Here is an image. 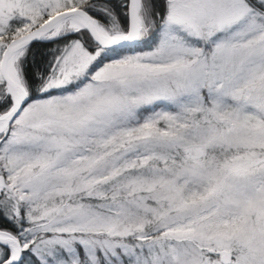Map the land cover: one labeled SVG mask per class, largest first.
Listing matches in <instances>:
<instances>
[{
  "label": "snow or ice",
  "instance_id": "1",
  "mask_svg": "<svg viewBox=\"0 0 264 264\" xmlns=\"http://www.w3.org/2000/svg\"><path fill=\"white\" fill-rule=\"evenodd\" d=\"M0 264H264V0H0Z\"/></svg>",
  "mask_w": 264,
  "mask_h": 264
}]
</instances>
